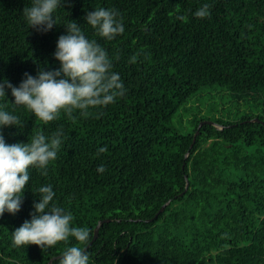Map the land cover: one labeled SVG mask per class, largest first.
<instances>
[{"label":"trees","instance_id":"1","mask_svg":"<svg viewBox=\"0 0 264 264\" xmlns=\"http://www.w3.org/2000/svg\"><path fill=\"white\" fill-rule=\"evenodd\" d=\"M29 3L0 0V77L18 85L25 72L57 68L52 53L72 19L106 49L126 92L87 117L61 111L47 123L13 108L10 94L0 101L23 124L2 130L7 143L57 127L65 137L47 175L29 169L19 211L0 216V264H49L77 243H11V231L30 218L35 189L48 183L73 223L89 229L86 246L99 222L111 220L87 250L90 264H264V125L251 121L264 122V0H66L46 33L25 24ZM203 3L210 14L195 17ZM96 7L116 9L123 33L97 36L84 21ZM216 85L253 109L195 116L193 129L180 131L174 117ZM203 121L214 124H203L193 143Z\"/></svg>","mask_w":264,"mask_h":264},{"label":"clouds","instance_id":"2","mask_svg":"<svg viewBox=\"0 0 264 264\" xmlns=\"http://www.w3.org/2000/svg\"><path fill=\"white\" fill-rule=\"evenodd\" d=\"M64 3L66 0H30L21 14L28 28L46 33L58 24L55 13ZM209 9V4L203 3L193 15L206 17ZM84 21L97 36L108 41L124 31L120 13L114 8H93L86 12ZM63 25L65 32L58 36L52 53L59 63L57 68L40 67L35 75L25 72L18 85L0 77V101H9L10 94L13 108L22 106L44 123L56 120L61 111L70 118L74 111L87 117L90 110L102 109L126 92L106 49L89 38L76 20L70 19ZM136 58L133 55L130 62ZM22 126L19 116L0 103V216L19 211L30 179L29 169L47 175L49 164L56 159L65 138L63 129L57 127L48 136L36 132L27 142L7 143L2 130ZM104 151V146L97 149L98 154ZM104 170L103 164L97 166L98 173ZM34 194L37 199L33 201L30 218L11 231L12 245L48 248L72 238L77 243L63 248L56 258L57 264H90L85 250L89 229L75 225L71 211L56 203L52 184H41Z\"/></svg>","mask_w":264,"mask_h":264},{"label":"rangeland","instance_id":"3","mask_svg":"<svg viewBox=\"0 0 264 264\" xmlns=\"http://www.w3.org/2000/svg\"><path fill=\"white\" fill-rule=\"evenodd\" d=\"M253 109L250 105L237 104L232 95L220 86L205 88L195 96L189 107H183L174 117V125L182 132L188 133L193 129L195 116L236 117L240 113H247ZM202 111V113H201Z\"/></svg>","mask_w":264,"mask_h":264},{"label":"water","instance_id":"4","mask_svg":"<svg viewBox=\"0 0 264 264\" xmlns=\"http://www.w3.org/2000/svg\"><path fill=\"white\" fill-rule=\"evenodd\" d=\"M251 121H253V122H261V123L264 125V122L261 121V120H259L258 118H255V119H253V120H251ZM206 123H208V124H214L212 121H203V122H201V123L199 124L198 131L195 133L194 140H193L194 142H193V143L196 142V139H197V136H198V134H199V130H200V128L203 126V124H206ZM192 146H193V145H192ZM188 188H189V182L187 181V185H186V190H185V192L188 190ZM185 192L182 193L181 195H184ZM168 204H169V202L166 203V204L161 208V210L156 214V217H157L160 213H162V212L165 210V208H166V206H167ZM110 221H111L110 219H107V220H103V221H100V222H99V224L97 225V227H96V229H95V233H94L93 240L90 242V244H89L88 246L85 247V250H86V251L88 250L89 247H91V245L93 244V242L99 237V231H100L101 226H102L105 222H110ZM150 221H151V220H150ZM56 258H58V256H56V257H54L53 259H51L50 262H49V264H53V261L56 260Z\"/></svg>","mask_w":264,"mask_h":264}]
</instances>
